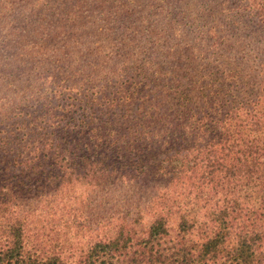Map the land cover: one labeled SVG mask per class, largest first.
Returning a JSON list of instances; mask_svg holds the SVG:
<instances>
[{
  "label": "trees",
  "instance_id": "trees-1",
  "mask_svg": "<svg viewBox=\"0 0 264 264\" xmlns=\"http://www.w3.org/2000/svg\"><path fill=\"white\" fill-rule=\"evenodd\" d=\"M230 1V13H244L256 30L264 29V0ZM255 45L263 48L264 38ZM251 47L250 74L236 64L223 69L217 59L206 63L198 72L208 81L197 106L169 81V104L154 125L169 110L197 111L192 138L188 123L171 117L156 139L143 131L137 112L120 121L101 112L106 120L96 118L103 123L93 129L90 122L47 116L44 127L34 126V143L22 128L25 150L0 162V264H264V51ZM123 71L131 87L138 79L142 90L163 82L158 72ZM83 80L94 82H76ZM156 101L152 107L162 104ZM89 177L96 188L145 177L167 184L145 207L128 212L132 217H93L94 228L84 232L89 242L70 243L77 222L71 181ZM145 216L152 218L149 227L142 225ZM106 232L115 237H101Z\"/></svg>",
  "mask_w": 264,
  "mask_h": 264
},
{
  "label": "rangeland",
  "instance_id": "rangeland-1",
  "mask_svg": "<svg viewBox=\"0 0 264 264\" xmlns=\"http://www.w3.org/2000/svg\"><path fill=\"white\" fill-rule=\"evenodd\" d=\"M229 1L0 0V162L6 165L18 147L25 150L22 128L37 142V128L55 114L65 122H90L93 129L103 123L96 118L106 120L101 112L115 113V121L137 112L143 131L153 132L156 139L167 130L166 118H180L188 123L186 134L192 138L197 111L169 110L163 124L154 125L161 107L169 104L164 98L169 81L197 106L198 92L208 81L198 72L207 62L217 59L223 69L236 64L250 74L251 45L258 51L263 46L255 42L264 38V29L256 30L244 13H230ZM123 67L145 75L158 72L163 82L142 90L138 79L131 87ZM83 77L94 82H76ZM157 99L162 104L152 107ZM35 117L40 120L33 121ZM79 182L71 181L70 210L77 222L69 242L74 244L89 242L84 232L94 228L93 217H132L128 212L145 207L167 179L111 180L97 188L91 177ZM141 222L149 227L152 218L145 216ZM101 237L113 239L115 232Z\"/></svg>",
  "mask_w": 264,
  "mask_h": 264
}]
</instances>
